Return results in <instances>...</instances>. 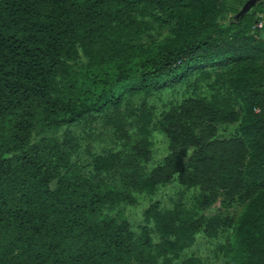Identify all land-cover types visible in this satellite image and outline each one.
<instances>
[{"label":"trees","instance_id":"trees-1","mask_svg":"<svg viewBox=\"0 0 264 264\" xmlns=\"http://www.w3.org/2000/svg\"><path fill=\"white\" fill-rule=\"evenodd\" d=\"M169 1L0 0V264H171L198 235L224 230L215 264H264V36L249 11L236 18L246 0ZM153 22L168 35L142 40ZM79 53L87 61L76 65ZM211 70L210 98H186L164 114L168 153L132 184L221 189L220 205L241 209L235 219L208 218L153 201L135 233L106 212L130 198L100 177L119 155L94 156L85 174L57 131L134 92L149 96ZM230 120L232 137L219 139L215 124ZM149 145L136 148L144 161Z\"/></svg>","mask_w":264,"mask_h":264},{"label":"rangeland","instance_id":"rangeland-1","mask_svg":"<svg viewBox=\"0 0 264 264\" xmlns=\"http://www.w3.org/2000/svg\"><path fill=\"white\" fill-rule=\"evenodd\" d=\"M166 2L170 1L164 0V3ZM231 15L232 12L227 10L223 11L220 17L226 19ZM153 25L154 29L142 35V40L148 41L168 35L166 27L156 22H153ZM86 61V57L79 53L74 63L81 65ZM214 78V72L212 77L207 79L195 73L183 83L149 96L134 92L123 101L121 106L105 110L101 114H90L84 120L64 126L57 131L63 149L70 153L73 161L83 166L85 174L92 172L91 163L94 156L108 153L119 155V164L100 177L119 187L127 188L130 191V198L126 203L106 209V212L110 215L124 216L135 233L143 224V211L153 201H158L162 209H170L175 205L195 207L199 215L208 218L221 216L235 219L238 215L241 209L240 203H234L230 208H223L220 205L224 193L221 189L204 191L200 189L199 184L186 187L175 181L159 184L156 190L148 192L132 184V181L138 182L147 175L168 153L169 139L162 122L164 114L176 109L186 98L209 99L213 93L210 87L214 83ZM206 123V120H200L197 133ZM236 125V120L216 123L215 133L219 136L224 135L219 139H230L232 133L228 134L226 130L234 129ZM117 126L123 130L124 136L116 130ZM144 139L150 143L148 147L150 159L147 161L136 152L137 146ZM203 198L208 202L199 208V201ZM229 232L230 230H224L215 239L198 235L193 248L185 250L181 257L174 259L171 264H183V259L190 255L200 258L202 264H215L219 261L216 256V246L225 241ZM154 238L157 239V236L154 235Z\"/></svg>","mask_w":264,"mask_h":264},{"label":"crops","instance_id":"crops-1","mask_svg":"<svg viewBox=\"0 0 264 264\" xmlns=\"http://www.w3.org/2000/svg\"><path fill=\"white\" fill-rule=\"evenodd\" d=\"M225 4L228 7H231V8H234V9L235 8L236 9H239L240 8V6H237V5L233 4V3L226 2ZM257 5L259 7H257ZM256 7L257 8H255V6L253 8H251L249 10V12L252 13V15L254 17H256V21H255L256 22V25L255 26L258 28L259 35L260 36H264V12H262V10L264 9V0L258 2L256 4ZM258 25H260V27Z\"/></svg>","mask_w":264,"mask_h":264},{"label":"water","instance_id":"water-1","mask_svg":"<svg viewBox=\"0 0 264 264\" xmlns=\"http://www.w3.org/2000/svg\"><path fill=\"white\" fill-rule=\"evenodd\" d=\"M262 0H246L241 9L236 14V18L240 17L241 15L247 13L251 8L256 6L258 2Z\"/></svg>","mask_w":264,"mask_h":264},{"label":"built area","instance_id":"built-area-1","mask_svg":"<svg viewBox=\"0 0 264 264\" xmlns=\"http://www.w3.org/2000/svg\"><path fill=\"white\" fill-rule=\"evenodd\" d=\"M260 27V25H258ZM256 111H258V109H256Z\"/></svg>","mask_w":264,"mask_h":264}]
</instances>
